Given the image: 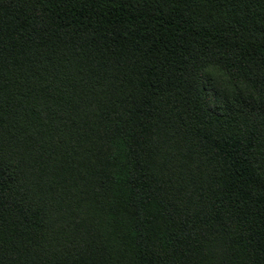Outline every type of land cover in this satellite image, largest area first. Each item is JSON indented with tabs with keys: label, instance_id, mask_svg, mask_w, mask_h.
Masks as SVG:
<instances>
[{
	"label": "trees",
	"instance_id": "obj_1",
	"mask_svg": "<svg viewBox=\"0 0 264 264\" xmlns=\"http://www.w3.org/2000/svg\"><path fill=\"white\" fill-rule=\"evenodd\" d=\"M0 264H264V0H0Z\"/></svg>",
	"mask_w": 264,
	"mask_h": 264
}]
</instances>
